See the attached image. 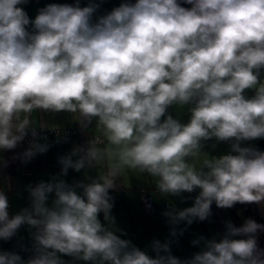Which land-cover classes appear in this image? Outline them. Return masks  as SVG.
<instances>
[{"label":"clouds","instance_id":"obj_1","mask_svg":"<svg viewBox=\"0 0 264 264\" xmlns=\"http://www.w3.org/2000/svg\"><path fill=\"white\" fill-rule=\"evenodd\" d=\"M28 2L0 0V151L37 136L35 110L95 121L100 135L62 156L50 182L27 186L29 207L10 216L0 190V240L25 225L32 240L28 259L0 251V264H264V224L251 218L225 221L219 240L194 239L204 247L189 259L172 255L171 240H153L150 256L121 238L110 195L125 170L147 173L164 196L198 190L192 206L164 213L171 237L213 203L264 206V151L247 144L264 139V0H125L95 19L104 0L49 3L34 19ZM208 141L230 150L209 155ZM48 149L32 142L19 158ZM109 158L95 178H61Z\"/></svg>","mask_w":264,"mask_h":264},{"label":"crops","instance_id":"obj_2","mask_svg":"<svg viewBox=\"0 0 264 264\" xmlns=\"http://www.w3.org/2000/svg\"><path fill=\"white\" fill-rule=\"evenodd\" d=\"M75 2L76 0H29L27 4L20 5V7L24 8L30 19H34L38 9L49 3L74 4ZM88 2L89 0H80V6H86ZM122 2L125 0H104L94 19L111 11ZM131 2H135V0H131ZM253 94L251 90L246 92L248 96ZM169 112L174 117L179 115L184 122L188 119L186 109L170 108ZM31 119L34 121L36 131L54 128L65 129V127L77 125H81L83 131L66 142H60L56 136H49L48 138L36 136L35 142L46 143L49 145V149L45 153H37L27 162L19 158V155L25 151L29 134L15 149L0 151V190L4 191L8 197L10 216L25 207H29L30 197L26 190L28 185L34 186L41 181L50 182L53 176H58L61 172L62 165L59 160L62 156L71 153L77 146L86 145L90 139L100 135L99 130L96 129L95 121L84 127L72 113L35 110ZM260 140L264 139L250 141L247 144L256 146ZM213 144L215 141L206 142L203 151L212 156H219L230 150L227 143H219L212 147ZM110 164L111 159L109 158L101 167L85 168L80 172L69 169L68 174L61 178L70 184L77 180H84L86 174L95 178ZM141 192L148 193L152 199L153 211L151 213L146 214L144 212ZM197 194L198 190L191 195L183 193L181 196H164L157 191L154 179L147 173L140 174L135 170H125L123 176L117 179L115 189L110 191V195L113 197L112 215L115 217L117 227L126 233L121 238L131 240L136 247L153 257L156 255L151 247L153 240H159L162 243L171 240L172 255L185 260L191 258L194 253L201 251L204 247L203 242L198 246H193L192 241L194 239L203 236L206 239L215 238L219 240L226 230L225 221L230 220L237 227H239L237 222L241 221L243 224L244 220L248 218L261 224L264 222V206L236 204L231 209H220L213 203L212 215L207 220H196L191 225L181 222L177 229L178 235L171 237L172 225L169 224L168 217L164 213L173 206L178 209L192 206L193 199ZM165 204H168L169 207L165 208ZM232 213L238 216L237 222ZM100 218L103 220V214ZM179 229H184L183 235H179ZM14 239L15 241L11 239L8 241L0 240V251H14L22 258L28 259L31 256L32 246L28 226H21ZM62 258L66 261H72L70 257ZM73 264H85V262L75 261Z\"/></svg>","mask_w":264,"mask_h":264},{"label":"built area","instance_id":"obj_3","mask_svg":"<svg viewBox=\"0 0 264 264\" xmlns=\"http://www.w3.org/2000/svg\"><path fill=\"white\" fill-rule=\"evenodd\" d=\"M82 131H83V128L81 127V125H77L74 127H65V129L54 128L51 130H42V131H36V132H37V136H41L43 138H48L49 136H53V137L56 136L59 138L60 142H66L67 140H70L78 136V134H81ZM27 138L28 139L26 140L25 150L30 146V143L36 141V137L33 138L31 135V132L29 133V136ZM141 193H142L141 203L143 205L144 212L146 214L151 213L153 211L152 199L148 193L146 192H141ZM193 193H189V194H193ZM168 207L169 205L165 204V208H168ZM11 240L15 241L14 237H12Z\"/></svg>","mask_w":264,"mask_h":264},{"label":"water","instance_id":"obj_4","mask_svg":"<svg viewBox=\"0 0 264 264\" xmlns=\"http://www.w3.org/2000/svg\"><path fill=\"white\" fill-rule=\"evenodd\" d=\"M182 6H184V7H190V5H187V4H182ZM255 147H257L261 151H264V140H260V142H258ZM232 214L234 216L235 221L237 222V220L239 219L238 216H235L234 213H232ZM237 225L238 226H241L242 225V222L241 221L237 222Z\"/></svg>","mask_w":264,"mask_h":264},{"label":"rangeland","instance_id":"obj_5","mask_svg":"<svg viewBox=\"0 0 264 264\" xmlns=\"http://www.w3.org/2000/svg\"><path fill=\"white\" fill-rule=\"evenodd\" d=\"M262 78H264V72H262ZM262 224H264V222H262ZM258 244L260 248L264 249V232L258 235Z\"/></svg>","mask_w":264,"mask_h":264}]
</instances>
